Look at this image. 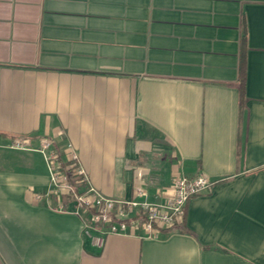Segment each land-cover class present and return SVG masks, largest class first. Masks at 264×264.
Instances as JSON below:
<instances>
[{"label":"crops","instance_id":"obj_1","mask_svg":"<svg viewBox=\"0 0 264 264\" xmlns=\"http://www.w3.org/2000/svg\"><path fill=\"white\" fill-rule=\"evenodd\" d=\"M45 139L113 200L217 183L174 230L104 235ZM0 264H264V0H0Z\"/></svg>","mask_w":264,"mask_h":264},{"label":"built area","instance_id":"obj_2","mask_svg":"<svg viewBox=\"0 0 264 264\" xmlns=\"http://www.w3.org/2000/svg\"><path fill=\"white\" fill-rule=\"evenodd\" d=\"M11 148L27 150L23 139L16 140ZM44 155L57 190L67 191L69 198L89 216L92 226L101 234H126L128 231L143 229L149 236L174 230L184 223L185 209L191 198L209 190L217 182L204 175L177 176L168 191L160 194L162 202H150L142 187L136 188L138 199L129 201L104 197L88 183L86 173L80 166L78 156L68 146L63 154L71 162L76 185H71L67 176L58 167L60 151L53 149L51 140L45 139L40 150Z\"/></svg>","mask_w":264,"mask_h":264},{"label":"trees","instance_id":"obj_3","mask_svg":"<svg viewBox=\"0 0 264 264\" xmlns=\"http://www.w3.org/2000/svg\"><path fill=\"white\" fill-rule=\"evenodd\" d=\"M71 162L68 160L67 156L60 152L58 157V167L67 176L68 181L71 185H76L77 177L73 174V168H70Z\"/></svg>","mask_w":264,"mask_h":264}]
</instances>
